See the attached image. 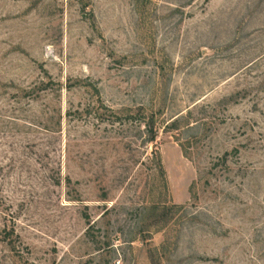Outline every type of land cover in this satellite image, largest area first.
I'll list each match as a JSON object with an SVG mask.
<instances>
[{
	"label": "rangeland",
	"instance_id": "1",
	"mask_svg": "<svg viewBox=\"0 0 264 264\" xmlns=\"http://www.w3.org/2000/svg\"><path fill=\"white\" fill-rule=\"evenodd\" d=\"M0 264H264V0H0Z\"/></svg>",
	"mask_w": 264,
	"mask_h": 264
},
{
	"label": "trees",
	"instance_id": "2",
	"mask_svg": "<svg viewBox=\"0 0 264 264\" xmlns=\"http://www.w3.org/2000/svg\"><path fill=\"white\" fill-rule=\"evenodd\" d=\"M130 118H131V117H130ZM147 128H148L149 131L152 133V136H151L150 140H151V141H154V140L156 139V135H155V133H154L153 124L148 123V127H147ZM153 152L156 154V157L158 158V163H159L160 167H162V162H161V160L159 159V154L157 153V150L155 149Z\"/></svg>",
	"mask_w": 264,
	"mask_h": 264
}]
</instances>
